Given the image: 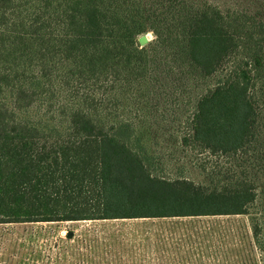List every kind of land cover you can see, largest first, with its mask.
I'll use <instances>...</instances> for the list:
<instances>
[{
  "label": "trees",
  "instance_id": "16d2710c",
  "mask_svg": "<svg viewBox=\"0 0 264 264\" xmlns=\"http://www.w3.org/2000/svg\"><path fill=\"white\" fill-rule=\"evenodd\" d=\"M172 73L205 87L184 121L193 144L234 166L251 146L264 154L257 16L193 0H0V223L249 214L244 168L207 185L150 172L136 131Z\"/></svg>",
  "mask_w": 264,
  "mask_h": 264
},
{
  "label": "rangeland",
  "instance_id": "374dc122",
  "mask_svg": "<svg viewBox=\"0 0 264 264\" xmlns=\"http://www.w3.org/2000/svg\"><path fill=\"white\" fill-rule=\"evenodd\" d=\"M193 1L246 11L264 22V0ZM138 38L147 45L154 35L149 31ZM171 80L175 88L157 84L150 89L149 117L136 131L150 172L207 185L220 180L218 170L244 168L256 191L249 214L0 223V264H264V154L251 146L236 157L242 166H234V157L212 155L193 144L184 121L205 87L178 82L173 73ZM215 80L209 77L208 83Z\"/></svg>",
  "mask_w": 264,
  "mask_h": 264
},
{
  "label": "water",
  "instance_id": "95a60500",
  "mask_svg": "<svg viewBox=\"0 0 264 264\" xmlns=\"http://www.w3.org/2000/svg\"><path fill=\"white\" fill-rule=\"evenodd\" d=\"M67 236H70V232L67 234Z\"/></svg>",
  "mask_w": 264,
  "mask_h": 264
}]
</instances>
